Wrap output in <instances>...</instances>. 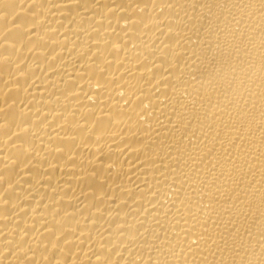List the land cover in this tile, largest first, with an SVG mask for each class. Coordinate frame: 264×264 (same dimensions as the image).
<instances>
[{
	"label": "bare ground",
	"instance_id": "6f19581e",
	"mask_svg": "<svg viewBox=\"0 0 264 264\" xmlns=\"http://www.w3.org/2000/svg\"><path fill=\"white\" fill-rule=\"evenodd\" d=\"M0 264H264V0H0Z\"/></svg>",
	"mask_w": 264,
	"mask_h": 264
}]
</instances>
